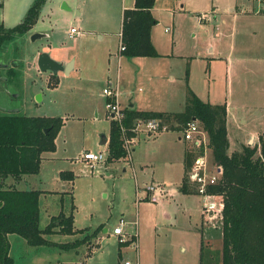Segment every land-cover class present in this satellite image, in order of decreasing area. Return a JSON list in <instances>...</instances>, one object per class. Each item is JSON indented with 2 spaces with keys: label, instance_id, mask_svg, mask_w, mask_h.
Returning <instances> with one entry per match:
<instances>
[{
  "label": "rangeland",
  "instance_id": "1",
  "mask_svg": "<svg viewBox=\"0 0 264 264\" xmlns=\"http://www.w3.org/2000/svg\"><path fill=\"white\" fill-rule=\"evenodd\" d=\"M84 1H86L84 8L88 3L92 4L91 14L86 16L83 12L81 21L79 17L71 18L72 20L75 18L73 23L82 31L79 30L80 35L75 36L85 34L79 37L82 42L77 40L78 37L67 36L66 32L70 29L69 18L56 10H51L53 0H45L38 22L33 26L35 29L31 27L24 34H15L4 41L5 47H0L5 63V66H0V112L61 116L65 121L64 124L61 123L56 133L55 149L49 152L55 158L46 159L42 163L40 176L43 182H39V185L60 189L58 182L52 178L55 169L72 168L76 172L73 201L68 192L46 191L45 195L39 194V224L44 227L51 216L60 211L69 213L73 204V218L78 227H95L103 221L106 226L112 228L123 216L124 231L137 232L138 251L133 246L124 252L125 257L134 262L138 254L136 264H139V258L140 264H144L150 252L155 253L161 260L168 256L172 264H186L185 260L190 262L196 252L198 260L201 219L204 231L212 220L203 211L202 197L199 194L195 196L179 193L170 196V186L177 184L173 183L174 179L178 181L181 179L183 168L181 163L170 165L168 154L165 156L161 151V145L163 149L165 146H172L168 139H150L152 141L148 142L141 140L134 144L131 151L132 156H135L134 147L138 150L142 146L143 154L139 155L140 159L146 157L148 150L154 149L157 153L154 178L165 182L162 183L164 192L158 195L160 199H157V202L135 198L134 175L129 162L106 164L101 161L92 165L81 163L70 156L78 157L86 147L92 151H104L103 146L98 145V141L102 133L109 131L110 120L106 115V96L102 89L108 85L114 88L119 83L123 84L119 95L121 106L128 104L131 99L143 108L179 110L186 103L188 88L202 100L227 103V137L231 139L232 148L240 142L243 133L247 135L250 131L264 132V59L257 57L251 59L247 53L249 42H254L256 48L264 50V19L259 18L254 26L255 32L252 33L244 29L241 20L233 22L231 18H227L226 23H221L222 17H227L223 14L226 11V0H189L183 11L156 13L159 21L154 24L151 31L152 43L158 55L128 56L119 50L121 24L117 22V18L114 19L115 14L110 13L111 8H106L105 14L98 16L94 12L96 4H100L101 1ZM232 1L237 8L252 10L254 7H260L257 0ZM32 2L33 0H0L1 22L4 26L17 24L23 19ZM260 2L264 5V1ZM176 4L179 7L181 3L177 0ZM211 5H216L218 10L222 11L209 12ZM201 9H206L207 11L202 12L210 17L209 21H203L202 25L195 16V11ZM64 12L71 14L70 11L62 10V13ZM214 23L220 24L226 33L229 32V27L233 30L235 49L232 51L231 72H227L225 57L215 59L211 57L208 47ZM84 26L89 30L83 28ZM166 26L169 27L168 31L165 30ZM49 29L53 33L50 40L36 35L32 38L33 32L44 34ZM100 32L103 33L102 37H99ZM219 43L221 55L225 56L229 51L228 43L224 42L223 36ZM37 51L47 52L53 60L62 63L64 68L68 62L73 63L74 57L77 56L79 69L69 74L64 68L57 70L56 75L63 72L60 74V83L57 75V84L51 86L55 77L51 76L52 73L48 74L46 70L41 71L37 67ZM62 51L72 54L67 62L54 57L56 52ZM249 81L252 82L250 90L252 94L245 90L241 92L240 85L244 87ZM249 97L252 98L254 106L250 103ZM179 131L167 134L173 141H177L178 152L183 156V144L177 140V135L181 134ZM207 153L208 158H211L209 161L211 164V150L207 149ZM134 160L138 182L143 179L150 180V175H141L135 157ZM122 166L125 167V171H122ZM4 184L9 183L4 180ZM182 196L191 210L192 220L189 224L186 222V215L182 213L184 206L180 200ZM215 224L221 236V220L217 219ZM20 238L22 240L20 243L9 244L11 264H53L58 259L63 262L77 259L76 256H72L73 251L58 247L62 241H72L73 238L67 233L54 236L56 240L52 242L56 245H26L28 243ZM204 238L206 241V237ZM155 239L157 249L154 252L152 248L155 246ZM220 242L221 237H216L215 249L211 248L214 254L216 250L219 251L217 245ZM118 243L119 236L101 239L99 250L92 254L87 264L92 262L115 264L112 254ZM207 254L209 252L204 250L201 264H209ZM96 257L102 261H97ZM215 262H218V258Z\"/></svg>",
  "mask_w": 264,
  "mask_h": 264
},
{
  "label": "trees",
  "instance_id": "2",
  "mask_svg": "<svg viewBox=\"0 0 264 264\" xmlns=\"http://www.w3.org/2000/svg\"><path fill=\"white\" fill-rule=\"evenodd\" d=\"M155 0H135L134 7L123 11L120 42L122 53L128 56L158 55L150 36L157 19L151 12ZM45 0H33L23 19L10 27L0 23V42L15 34H24L37 21ZM54 84L57 82V75ZM121 122L111 119L107 144V159L125 157L121 125L127 135L138 119L159 117L170 128L180 130L188 121L195 119L207 133V145L212 160L221 165L218 182L210 187L223 197L221 210L222 264H264V136L259 143L245 144L240 150L228 151L225 103L202 100L188 88L186 103L181 111L142 110L126 106ZM62 123L61 116L25 115L19 112H0V264H11L8 253L7 233H17L29 245H56L46 235L59 232L84 233L73 241L62 242L59 247L69 248L84 242L95 230L85 233L87 227L75 228L73 204L69 213L60 211L49 222L39 224V189H21L4 184L6 177L17 181L24 174L40 170L42 152L55 149V136ZM49 127L46 133V128ZM186 152V168L189 170L195 157L190 146ZM192 156V159H191ZM65 173H70V177ZM62 178L72 179L70 170L60 172ZM196 188V187H195ZM181 189L186 190L183 178ZM101 227L97 229L99 231Z\"/></svg>",
  "mask_w": 264,
  "mask_h": 264
},
{
  "label": "crops",
  "instance_id": "3",
  "mask_svg": "<svg viewBox=\"0 0 264 264\" xmlns=\"http://www.w3.org/2000/svg\"><path fill=\"white\" fill-rule=\"evenodd\" d=\"M100 1H101L100 4H96L97 8H96V11L94 13L97 14L98 16H102L105 14L106 8H109V9L111 8L110 13L115 14L114 19L117 18V22H119L121 24V27H122V19H123L124 9L134 7V4H135V0H100ZM178 1L181 3L179 7H177V4H176L177 0H155L153 7L151 8V12L154 15V17L157 19V22L159 21V18L156 15L157 12L170 11L172 13H176L179 11H183V10H185V5L190 2L189 0H178ZM259 1L260 0H257L260 7L259 6L254 7L252 10H249L247 8H237L236 7L237 5L236 6L233 5L232 0H226L225 1V5H226L225 10L226 11L223 14L227 15V17L223 16L221 19V23H226L227 18L228 19L231 18V20L233 22L234 21L238 22V20H241V22L244 25L243 26L244 29L249 30L252 33H254L255 32L254 26H255L256 22L259 20V18L263 17V19H264V5L261 2H260L261 3L260 4ZM261 1H264V0H261ZM63 3H65V6H68V7L63 8L62 7ZM84 3H86V1H84V0H53V3L51 4V6H52L51 10H53V11L56 10L57 12L61 13V15L67 16L69 18L70 27L75 26L78 30H80L79 27L73 23V21L77 17H79V20L81 21L82 20L81 16H83V12L86 14V16H88V14L89 15L91 14L90 11L93 8L92 4H90L88 2H87L88 6L85 5L86 8H84ZM198 5H199V3H198ZM201 5H203V4H201ZM62 10L63 11H70L71 14H67L66 12L62 13ZM41 11L42 10H40V12ZM202 11H207V10L201 9L200 11H198V10L195 11L196 19L201 23V25H202L203 21H207V20L209 21V19H210L209 15L206 13H203ZM218 11H222V10H218L216 5H211V9L209 12L215 13ZM202 14H204V15H202ZM39 15H40V13H39ZM74 16H75V18H74V20H72L71 18H73ZM38 18H39V16H38ZM37 22H38V19L35 23H37ZM0 23H2L1 19H0ZM2 25L4 26L3 23H2ZM33 26L31 29H35V28H33ZM81 26H83V25H81ZM81 26H80V28H81ZM153 26H154V24L152 25V27ZM4 27H10V26H4ZM152 27H151V29H152ZM36 28H37V25H36ZM83 28H85L86 30H89V29H87L88 27L84 26ZM36 30H39V29H36ZM41 30H43V29H41ZM165 30L168 31L169 27L166 26ZM43 31H46V29ZM66 33H67V36L69 38H77L78 36L76 37L75 35H80V33L79 34L75 33L72 36H70L69 35V29L67 30ZM101 33L102 32L99 33V37L103 36V33L102 34ZM52 34H53L52 31H50V29H49L46 33L42 34L41 37L45 38V40H47V39L50 40ZM120 34H121V28L119 31V37H120ZM84 35L85 34H81V36H79V37H82ZM150 36H151V40L153 42V36H152L151 30H150ZM222 36L224 37V42L228 43V47H229V51L227 52V54L225 56L221 55V50H220L219 40ZM79 37L77 38V40L82 42V40ZM209 41H210V44H209L208 48H209L210 53L212 54L211 57H213V59L225 57L227 72H231L232 71V65H233L232 51L235 49V44L233 41V30H232V28L229 27V32L226 33L221 29L220 24L214 23L212 25V33L209 36ZM38 53H39V51H37L36 55ZM247 53L249 54L251 59H255L256 57L258 59H264V50L261 51L260 49L256 48L254 46V42H251V43L249 42L247 44ZM71 56H72V54L68 53L67 51L65 53L62 51L59 53L56 52L54 57L58 60H62V62H67L71 58ZM77 58H78L77 56L74 57L72 67L69 69L68 74L71 73L72 71H76L79 69V66L77 65ZM46 73L49 74L52 72H51V70H46ZM54 74H56V73H54ZM60 74H63V72H59L57 74L59 76V83H60V79H61ZM235 75H236V71H235ZM118 80L119 79L117 78V82L119 83ZM109 83H111V82H109ZM56 84L57 83L50 84V85L54 86ZM251 84H252V82L249 81L247 84H244V87L242 85H240V89H241L240 91L242 92L245 90L246 92H249L250 94H252L250 92V90L252 89ZM119 86H120V88H123V84L119 83ZM249 98H250V103L254 106L255 104L252 103V98L251 97H249ZM135 102L136 101L129 99L128 104L122 105V107L124 108L126 106H130V107H135L136 109H142V110H164V111H181L183 109V108L179 109V110L152 109V108L148 109V108H143V107L138 106ZM262 104H260V107H262ZM225 105H227V103H225ZM106 115H107V112H106ZM107 117H108V115H107ZM227 118H228V111H227V106H226V127L228 124ZM109 120H111V119L109 118ZM62 123L63 124L65 123L64 118L62 119ZM109 129H110V127H109ZM171 131H173V132L177 131L178 132V130L173 129V128H171L169 130H161L158 132L138 131L136 134V137H137L136 143H139L141 140L148 142V140L149 141H152L155 139L159 140L160 138L168 139L169 142L172 144V146H165V148L163 149V145H161V149H162L161 151L163 152V154L165 156L168 154V156H169L168 162L170 165L175 164V163L180 165V163H181L182 168H183V175L181 176V179L179 181L174 179L173 183L176 182L177 184L170 186V196H176L179 193H182L183 195H193L194 194L195 196L196 195L198 196V194L195 190L194 183L188 177H186V176H188L189 170L186 168L185 156H186V152L189 149L191 144L189 141L185 140L181 134L177 135V140L182 142V144H183V156H182L181 155L182 153L178 152L177 141H173L172 138H170L169 135L167 134ZM179 132H181V131H179ZM102 134H101V136H102ZM162 134H165V135H162ZM104 135L106 137V142L101 143V138H100V140L98 141V145H102L103 149L105 151H107V154H108L107 144H108V139H109V131L106 132ZM260 136H264V132L261 130L258 131L257 133H255L254 131H250L247 135H245V133H243L241 135V138L239 139L240 142H238V144L236 146H234L233 148L230 147L231 139L228 136L229 137L228 138V140H229L228 151L231 152L233 150H240L243 145L251 143V142L258 144L259 140H260ZM207 138H208V136H207ZM150 139H152V140H150ZM55 140H56V138H55ZM85 150H92V149L86 147V148L82 149V152ZM49 152L50 151L42 152V154H41L42 159H41L39 172L24 174L17 181H14L11 177H6L5 181H6V183H13V184H15V186H17L18 188H21V189H25V188L39 189V190H41L40 194H43V195H45L46 191L68 192V193H70V195L72 197V201H73V184H74V179L76 177V172H74V170L72 168L64 169V168L60 167V168L55 169L54 175L52 176V178H54L58 182V186H60V189H55L56 187L53 188V187H47L45 185L44 186L39 185V182H41V183L43 182V180H41V176H40L43 161L46 159L55 158L54 155L50 154ZM82 152H80L78 154V157H75V156H70V157L77 159L81 163H86L85 161H83L80 158ZM133 152L135 153V156L134 155L132 156V154H131L130 158L122 157V158H119L117 160H108L107 155H106L105 160H103L102 162H104L106 164H108V162H113V163H122L123 161L129 162L131 164L133 175H134L133 194L135 195V198L137 200L142 198V199H149L150 201H152L150 199V192L145 189V185H147L149 183H155V182L161 183V184L165 183L162 180H158V179L154 178V176H156V174H155V168L156 167H155L154 162H156L157 153L155 152L154 149L148 150V151H146V154H147V155H145L146 157L145 158L141 157L142 159H140V156L143 154L142 146L138 150H136V148L134 147ZM172 156L174 157V159H171ZM134 157L136 158V161L138 163V167L141 171V175L142 176L150 175L151 176L150 180L143 179L141 182H138L136 171H135V165H134V163H135ZM146 158L148 160H146ZM209 161H211V158L209 159ZM99 162H101V161H99ZM63 170H70L72 173V176H73L72 179L62 178L60 175V172ZM125 170H126L125 167L122 166V171H125ZM65 174H66V176L70 177V173H65ZM183 178L185 179L186 184H187L186 190L181 189ZM37 179H38V181H37ZM142 191H143V193H141ZM163 192L164 191L160 192L159 195L162 194ZM159 199L160 198H158V200ZM137 200H136V203H137ZM180 200L184 204L183 209H182V213H183V215H186V222L189 224L192 220L191 210H190V208H189L188 204L186 203L185 198L183 196H182V198H180ZM157 201H153V202H157ZM73 214H74V211H73ZM165 216H168V215L165 214ZM121 217H123V216H121ZM217 219L218 218L212 219V222L207 224L208 227L205 229V231H204V227H203V220L201 219L200 227H199L200 228V235H199L200 241L198 244V257H199L198 260L199 261L196 259V255H197V252H196L193 255V258L190 262L185 260L187 262L186 264H201V259H202V255H203L204 250L209 252V254H207V255H209V257H207L209 264H222L221 263L222 240H221L220 244L217 245L218 246L217 248L219 249V251L217 252V250H216V252H215L216 254L213 253L214 250L213 251L211 250V248L215 249V245H214L215 238L221 237L220 234L217 232L218 227L215 224ZM115 225H113V226H115ZM74 226H75V228L87 227L88 229L85 231V233L86 232L87 233L92 232L93 230H95V232L92 235H90L89 238H87L84 242L73 245L69 248H63V247L58 246L59 248H61L63 250L73 251L72 256H74V257L76 256L77 259H75V261L68 260V261H64V262L61 261L60 259H58L57 261H54L53 264H74V263L87 264L90 257L92 256V254H96L97 251L99 250L101 239H103L105 237L106 238H110V237L115 238L117 236L116 234L113 233V230H112L113 227L111 228L109 226H106V224L103 221L101 223H99V225H96L95 227H90V226L78 227L77 225H75V222H74ZM99 227H101V229L99 231H97V229ZM205 232H206V235H205ZM56 234H62V233L54 232V233L46 235V237H48L51 240H56V239H54V236ZM83 234H84L83 232L82 233L76 232V233L68 234V235H70L71 238H73L72 239V241H73L74 239L81 237ZM6 236H7L8 242H9L8 244H10L11 242L20 243V241H22L20 238L22 236H20L17 233H7ZM204 237H206V241H204V239H205ZM22 239H24V238L22 237ZM142 240H143V238H142ZM62 242H66V241H62ZM137 242H138V237H137ZM154 242H155V244H154L155 246L152 249H154L153 251L155 252V250L157 249L156 239L154 240ZM21 244L24 246L29 245V244L25 245L24 242H21ZM132 247H133V244H131L130 240L118 243L114 254H112L114 263L115 264H124V260H129L131 262V264H136V261L138 260V254H137V260L135 258V262L131 261L129 258L125 257V254H124L125 250H127L128 248H132ZM183 249H185V246H183ZM137 251H138V246H137ZM8 253H9V251H8ZM149 254H150L149 257L146 259V261H144V264H172V262H169L171 258H168V256H166L165 258H163L161 260V259L157 258V255L155 253L150 252ZM215 255H217V256H215ZM217 258H218V262H215V260ZM97 261H102V260L97 258ZM211 261H212V263H211ZM89 264H93V262L89 263ZM100 264H104V262H101ZM139 264H140V258H139Z\"/></svg>",
  "mask_w": 264,
  "mask_h": 264
},
{
  "label": "built area",
  "instance_id": "4",
  "mask_svg": "<svg viewBox=\"0 0 264 264\" xmlns=\"http://www.w3.org/2000/svg\"><path fill=\"white\" fill-rule=\"evenodd\" d=\"M79 33L75 26L69 29V35L72 36ZM124 49V45L120 42V52ZM120 86L116 84L113 88L111 85L103 87L102 93L106 96L105 106L106 112L110 119L121 122L124 111L119 102ZM170 125L167 121L159 117H152L148 119H138L133 128L135 135L128 136L125 129L121 125L123 146L126 151L125 157L130 158L133 145L136 143V134L138 131L158 132L161 130H169ZM182 137L190 142V146L194 149L195 157L192 165L188 171V178L194 183L197 194L202 197L203 211L209 215L212 220L215 217L221 218V210L223 207V197L221 194L215 193L210 190V187L216 184L221 176L222 167L213 162L209 163L207 149L208 138L206 132L202 130L197 120L192 119L188 121L181 129ZM107 151L98 150H85L82 152L80 158L88 164L105 160ZM138 189V188H137ZM145 189L150 192V199L156 201L160 192L164 191V186L161 183H149L145 185ZM218 213V214H217ZM125 219L120 217L117 224L113 226V233L119 236L120 242L130 240L133 246L137 249V232L124 231ZM124 264H131L129 260H124Z\"/></svg>",
  "mask_w": 264,
  "mask_h": 264
},
{
  "label": "water",
  "instance_id": "5",
  "mask_svg": "<svg viewBox=\"0 0 264 264\" xmlns=\"http://www.w3.org/2000/svg\"><path fill=\"white\" fill-rule=\"evenodd\" d=\"M62 7L63 8H67L68 6H65V3L62 4ZM42 36L41 33H39L38 31H35L33 32L32 34V38L34 36ZM33 64V62H32ZM36 64H37V67L41 70V71H45V70H51L52 73H56L57 70H62L64 67H63V64L60 63V62H57L56 60H53L49 54L45 51H40L38 54H37V60H36ZM72 67V62H68L66 64V67L64 68L65 69V72L68 73L69 69ZM48 129L49 127L46 128L45 132L47 133L48 132ZM106 142V137L104 134H102L101 136V143H105Z\"/></svg>",
  "mask_w": 264,
  "mask_h": 264
},
{
  "label": "flooded vegetation",
  "instance_id": "6",
  "mask_svg": "<svg viewBox=\"0 0 264 264\" xmlns=\"http://www.w3.org/2000/svg\"><path fill=\"white\" fill-rule=\"evenodd\" d=\"M5 42H0V47L1 46H4L5 47ZM5 66V63L3 62V50H0V66ZM1 107V106H0ZM3 108H6V107H2V109ZM9 109H11V108H9Z\"/></svg>",
  "mask_w": 264,
  "mask_h": 264
}]
</instances>
